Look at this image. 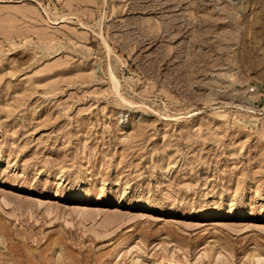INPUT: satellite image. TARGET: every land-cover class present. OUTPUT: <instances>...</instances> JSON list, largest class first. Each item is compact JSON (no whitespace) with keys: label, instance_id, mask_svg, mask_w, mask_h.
<instances>
[{"label":"rangeland","instance_id":"obj_1","mask_svg":"<svg viewBox=\"0 0 264 264\" xmlns=\"http://www.w3.org/2000/svg\"><path fill=\"white\" fill-rule=\"evenodd\" d=\"M0 264H264V0H0Z\"/></svg>","mask_w":264,"mask_h":264}]
</instances>
